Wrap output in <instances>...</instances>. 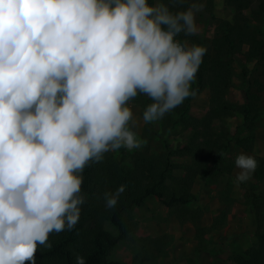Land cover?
I'll return each instance as SVG.
<instances>
[{
    "label": "clouds",
    "instance_id": "9594fccd",
    "mask_svg": "<svg viewBox=\"0 0 264 264\" xmlns=\"http://www.w3.org/2000/svg\"><path fill=\"white\" fill-rule=\"evenodd\" d=\"M203 4L173 11L164 0H0V264H37L52 233L73 231L87 195L85 169L144 141L142 120L159 121L196 94L207 52L196 35ZM235 181L256 158L239 153ZM126 185L103 194L117 206ZM75 264H86L75 256Z\"/></svg>",
    "mask_w": 264,
    "mask_h": 264
},
{
    "label": "trees",
    "instance_id": "16d2710c",
    "mask_svg": "<svg viewBox=\"0 0 264 264\" xmlns=\"http://www.w3.org/2000/svg\"><path fill=\"white\" fill-rule=\"evenodd\" d=\"M234 7L233 20H221L216 23L215 36H184L178 39L193 44L206 46L207 52L197 73L193 88L197 94L210 88L214 99L224 97L234 87L235 58L248 48L245 56L250 61H257L261 67V79L253 80L247 72L242 73V91L245 95L243 104L229 101L213 103L207 115L208 120H219L222 124L218 137L210 146L197 142L179 151L182 156H191L194 161L190 165H182L171 159L172 155L155 157L153 154L134 153L130 159L120 149L109 155L100 163L92 164L83 173L85 180L82 192L87 199L82 206L79 223L73 231L52 233L49 241L51 250L38 248L37 264H75V256L86 259V264H127L110 257L112 251L125 240L128 234L127 214L137 207L143 206L149 196H155L175 213L180 222L196 224L202 218L205 208L200 206L199 198L191 190L198 177L217 182L221 175L231 176V169L225 167V157L233 146L247 152H253L256 144L255 127L263 114L262 98L264 95V0H227ZM150 3L153 0H149ZM173 11L186 10L193 0H164ZM209 11L213 8V0H207ZM250 10V16L245 14ZM187 98L183 104L174 109L175 123L184 129H191L195 134L202 127L203 121L191 115L194 96ZM132 102L143 110L152 103L144 95H138ZM238 115L242 118L240 129L243 133H229L226 119ZM151 124V123H148ZM184 169L185 176L174 177L173 172ZM171 182V183H169ZM243 190L255 196L251 183H239ZM120 185H126L117 206L106 209L103 194L115 191ZM261 197V195H259ZM256 209L258 242L247 251L235 249L237 264H264V215L259 212L256 202L251 203ZM112 229L117 231L113 234ZM219 227L215 219L212 229ZM199 233L206 234L205 229L197 228ZM160 238V239H164ZM158 240V239H152ZM203 244V239L202 242ZM200 251V250H199ZM198 251V252H199ZM197 253V252H196ZM144 263L145 260H139ZM133 264L136 263V258Z\"/></svg>",
    "mask_w": 264,
    "mask_h": 264
},
{
    "label": "rangeland",
    "instance_id": "374dc122",
    "mask_svg": "<svg viewBox=\"0 0 264 264\" xmlns=\"http://www.w3.org/2000/svg\"><path fill=\"white\" fill-rule=\"evenodd\" d=\"M197 3L203 4V8L197 13V24L199 26V31L196 35L205 36L209 39H213L215 36L216 23L221 20H233V15L235 13L234 7L230 6L227 0H213V8L209 11L207 6V0H195ZM246 15L250 16V10L245 11ZM188 46H191V43L187 41ZM248 48L245 47L243 53L238 55L235 58V77H234V87L228 91V93L221 98L214 99L211 93L210 88H206L202 93L194 96L191 107V115L194 117L197 116L203 121L202 127L195 134V140H191L193 132L191 129H184L181 125H176V113L173 110L171 113L166 114L165 117L159 121L153 122L151 124H146L142 120L143 109L132 102L135 125L133 130L138 133L140 139L144 141L142 146L138 149L128 151L126 149H121L124 156L128 159L134 153H149L153 154L157 158L163 156L172 155L171 159L176 163L182 161V155L179 151L186 149L190 145H195L197 142L204 144L205 146H210L213 141L218 137L219 131L222 124L219 120H208L207 115L211 109L212 104L221 103L223 101H229L231 103L243 104L245 102V95L242 91L243 79L242 73L247 72L248 75L253 79H261V67L257 61H250L246 58L245 53ZM146 98H148L146 96ZM149 99V98H148ZM263 114L256 123L255 135H256V144L255 150L252 153H246L252 155L256 158L258 162V167L248 180L253 185V191L255 196L250 195L248 192H244V199L248 208L245 211L246 217L236 219V223L244 224L247 228L250 225V213L255 214V219L253 220L254 225L256 226V242L258 241L257 237V220H256V209L251 204L253 201L258 204L259 212L264 215V95L261 102ZM228 125L229 133L234 134L243 133V129H240L242 124V118L238 115L226 119ZM189 145V147H190ZM115 153V152H114ZM241 153L239 148H231L230 152L227 155V160L225 162V167L230 168L231 170L235 169V158ZM244 153V152H243ZM109 155L113 154L112 152L107 153ZM180 174V171L174 173V175ZM236 176H230L226 185L221 190H216L215 194L220 193L221 198H225L227 201V209H231L233 206V195L237 191L242 192L243 188L239 183L235 181ZM247 181V182H248ZM171 183V182H169ZM210 181V185H212ZM217 185V183H214ZM215 185V186H216ZM218 191V192H217ZM261 195V197L259 196ZM213 197V196H212ZM178 209H173L172 212H176ZM136 208L127 214V223H128V234L122 243H131L136 241L138 243V249L136 251V263H140L139 260L144 259L145 263L143 264H161L163 262L165 252L168 248V244L171 241L169 238L152 240V238H137L135 235L136 227ZM219 221L222 223L224 221V216L219 217ZM252 224V223H251ZM264 227V223H263ZM113 234H117V231L109 227ZM204 233H199L203 241L205 240ZM240 235L234 237L233 245L238 247V239ZM200 241V240H199ZM120 244L112 251L110 257L112 259H118V248ZM120 260V259H119ZM134 263V262H133Z\"/></svg>",
    "mask_w": 264,
    "mask_h": 264
},
{
    "label": "crops",
    "instance_id": "0c3cea01",
    "mask_svg": "<svg viewBox=\"0 0 264 264\" xmlns=\"http://www.w3.org/2000/svg\"><path fill=\"white\" fill-rule=\"evenodd\" d=\"M194 118L202 121L195 115ZM239 150L244 153H252L241 148ZM193 161L191 156H182V161L179 164L190 165ZM177 171H180V174L174 175ZM238 171L237 168L233 169L231 176H236ZM185 174L183 168L173 172L174 177L177 178H182ZM229 177V175L223 174L217 182L211 181L212 185H210V180L203 177H198L195 180L191 192L199 198L200 206L205 208L204 215L196 224L189 221L182 224L175 212L164 206L157 197L149 196L143 206L136 208V237L152 239L165 237L171 240L161 264H237L235 249L247 251L256 245V226L253 223L255 214H249L250 225L248 228L244 224L235 222L240 217H246L245 211L248 206L244 199L245 190L237 191L233 195L231 209H227V201L225 198H221L220 193L215 194V189L221 190L225 187L228 182L225 180H228ZM248 183L250 182L248 181ZM221 215L224 216L222 223L219 221ZM215 219L218 220L219 227L210 230ZM197 228L206 231L203 244L197 238ZM236 235H240L237 241L238 247L233 245ZM137 249L136 241L120 244L118 259L127 264H133Z\"/></svg>",
    "mask_w": 264,
    "mask_h": 264
}]
</instances>
